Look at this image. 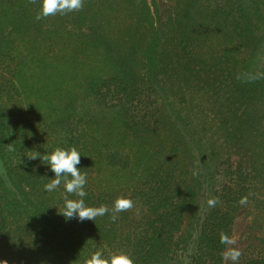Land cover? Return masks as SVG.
Listing matches in <instances>:
<instances>
[{"label":"trees","instance_id":"obj_1","mask_svg":"<svg viewBox=\"0 0 264 264\" xmlns=\"http://www.w3.org/2000/svg\"><path fill=\"white\" fill-rule=\"evenodd\" d=\"M167 1L174 6L163 22L149 0H83L78 11L40 20L42 0H0V261L84 264L97 251L133 264L176 257L199 188L174 162L176 148L168 156L152 143L151 99L179 81L211 91L221 128L231 141L252 139L253 152L225 162L192 264H264V199L255 196L264 189V67L251 73L264 47V0ZM72 147L87 177L86 206L110 209L95 221L66 220L63 183L46 191L55 174L28 157ZM120 197L133 207L113 222ZM251 202L263 246L226 263L221 233L232 240Z\"/></svg>","mask_w":264,"mask_h":264},{"label":"rangeland","instance_id":"obj_2","mask_svg":"<svg viewBox=\"0 0 264 264\" xmlns=\"http://www.w3.org/2000/svg\"><path fill=\"white\" fill-rule=\"evenodd\" d=\"M149 2L152 6L156 3L155 10L163 22L174 6V2L167 0ZM263 67L264 47L252 59L251 73L257 75ZM151 103L158 109L152 143L168 156L176 148V153L173 154L174 162H178L182 174L199 188L197 205L186 216L184 226L177 236L179 252L169 263L192 264L202 223L214 208L208 205V200L215 198L218 201L215 206L219 204L218 193L223 183L221 177L226 168L224 164L225 162L237 164L245 152L247 160L251 159L253 152L248 150V146H251L252 139L249 138L247 144L228 138L229 133L221 128L222 123L220 125L223 119L219 110L220 103L211 91L206 92L193 86L187 89L183 87L182 82L176 81L167 90L158 89L154 92ZM259 167L261 170L258 169V172H264V168ZM0 175L5 177L1 161ZM259 190L264 189L255 190L256 198L264 199V191ZM254 207V202H251L240 211L232 237L234 243L229 244L226 254L235 249L241 253L240 258L249 250L263 246L260 228L253 222L256 213ZM64 262L71 264L72 260L65 259ZM230 262L233 260L226 256V263ZM60 263L61 261L56 260V264Z\"/></svg>","mask_w":264,"mask_h":264},{"label":"clouds","instance_id":"obj_3","mask_svg":"<svg viewBox=\"0 0 264 264\" xmlns=\"http://www.w3.org/2000/svg\"><path fill=\"white\" fill-rule=\"evenodd\" d=\"M37 0H29V3L35 4ZM83 7V0H42L41 11L37 14L36 19L40 20L49 15H56L57 13L66 14L73 10H80ZM35 160L38 157L42 163L49 165L50 170L55 174V178L51 179L45 185V190L52 192L56 190L62 183L64 186V193L62 194L64 200V208L59 212L66 220L73 218L78 219L79 222L85 220L95 221L97 217L106 215L110 209L107 205L99 207L86 206L84 197L87 196L85 185L87 183L86 174H82L77 167L81 163V155L75 147L70 150L56 148L52 153L41 156H28ZM69 195L79 197V199H69ZM247 197L242 198L241 203H245ZM217 199H209L208 205L215 207ZM133 207V201L124 197L117 198L111 208V220L114 222L118 219L116 215L119 212L130 210ZM220 241L222 244H232L234 241L230 240L227 235L221 233ZM238 250H231L226 256H230L233 261L238 260L240 256ZM0 264H7V261H0ZM84 264H133V260L126 254H112L104 257L101 251H97L86 259Z\"/></svg>","mask_w":264,"mask_h":264}]
</instances>
